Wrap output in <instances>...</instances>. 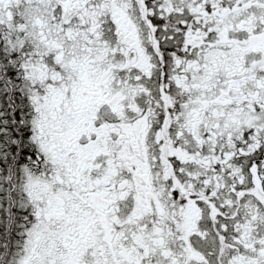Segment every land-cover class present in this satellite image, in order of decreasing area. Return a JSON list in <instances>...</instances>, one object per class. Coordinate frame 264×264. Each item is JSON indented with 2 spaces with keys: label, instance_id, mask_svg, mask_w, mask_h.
Wrapping results in <instances>:
<instances>
[{
  "label": "snow or ice",
  "instance_id": "6c2138e0",
  "mask_svg": "<svg viewBox=\"0 0 264 264\" xmlns=\"http://www.w3.org/2000/svg\"><path fill=\"white\" fill-rule=\"evenodd\" d=\"M0 264H264V0H0Z\"/></svg>",
  "mask_w": 264,
  "mask_h": 264
}]
</instances>
